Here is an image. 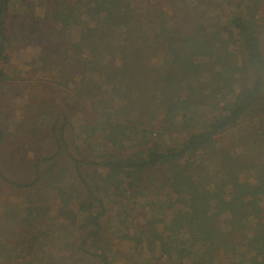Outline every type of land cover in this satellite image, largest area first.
Instances as JSON below:
<instances>
[{
    "label": "trees",
    "instance_id": "trees-1",
    "mask_svg": "<svg viewBox=\"0 0 264 264\" xmlns=\"http://www.w3.org/2000/svg\"><path fill=\"white\" fill-rule=\"evenodd\" d=\"M15 40L85 117L0 124V264H264V0H0Z\"/></svg>",
    "mask_w": 264,
    "mask_h": 264
},
{
    "label": "rangeland",
    "instance_id": "rangeland-1",
    "mask_svg": "<svg viewBox=\"0 0 264 264\" xmlns=\"http://www.w3.org/2000/svg\"><path fill=\"white\" fill-rule=\"evenodd\" d=\"M13 4L14 3L8 8V17H14V10L20 9L19 5L14 9ZM36 15L41 16V11L36 10ZM19 23L20 22L15 21V23L12 24L16 33L20 30L19 27H16V24ZM38 53V48L35 43L27 44L26 41L21 42L20 40H15L13 41V47L8 50L7 59L1 67L0 124L6 133V145L3 147V156L7 155V158L14 152L11 145H16L18 140L24 142L22 139L28 138V133L34 125L40 127L42 130L40 142L42 141L41 144L44 147V149L40 147V150L39 146L35 148L37 149V155L41 154L42 157L51 155L53 150L52 148L47 149V143L43 138L47 137L46 126L48 127L53 123L54 115L59 111L58 109H61L60 113H72L69 121L74 134H78L81 124L84 123L83 117H85V115H83L82 110L74 111L71 94L68 92H60L59 89L55 90L56 85L54 82H49L48 80L51 74L44 77V72L38 70L40 66V62H38L37 59ZM49 101L55 103L56 106H51L49 108ZM61 122L62 121L59 120L57 126H59ZM16 129H18L17 135L14 134ZM77 145H81L80 147L84 146L82 141L78 142ZM28 150V147H23V153L19 156L31 158L32 154L29 153ZM91 154L95 155L96 151L91 152ZM83 156H87V153L85 152ZM7 195L9 200L19 202V200L14 198L11 194ZM114 199L113 197L112 200ZM48 202L51 213L57 214V210L60 207V196L56 192H53L50 194ZM119 202L121 201L119 200ZM121 203L126 204L123 201ZM106 205L109 212L102 221L104 236L109 232V222L112 221L117 212L121 210L119 203L113 204L110 202ZM70 208L74 209V204H71ZM132 208L133 205L130 204L126 208L127 211H129L130 218L142 222V212H145L146 216L149 218V212L140 210L138 206H135L134 213H131L130 210ZM112 251L113 255L111 257L115 259L116 264H122V259L115 255V249Z\"/></svg>",
    "mask_w": 264,
    "mask_h": 264
}]
</instances>
